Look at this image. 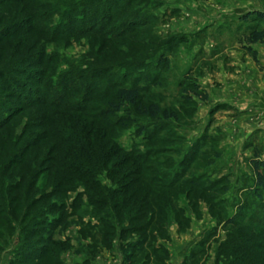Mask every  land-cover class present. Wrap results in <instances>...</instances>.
Instances as JSON below:
<instances>
[{
    "label": "rangeland",
    "instance_id": "rangeland-1",
    "mask_svg": "<svg viewBox=\"0 0 264 264\" xmlns=\"http://www.w3.org/2000/svg\"><path fill=\"white\" fill-rule=\"evenodd\" d=\"M86 1L80 11L76 10L78 18L75 12L65 22L61 17L64 6L76 8L77 0H50L56 15L47 26L55 27V36L23 35L25 26H20L23 28L17 35L0 41V66L13 49L17 55L27 52L35 57L42 50L45 58L50 56L52 72L73 70L83 75L88 89L98 94L90 103L97 109L108 108L114 88L134 86L139 90L141 107L156 103L161 111L166 110L170 118L161 114L152 118L139 113L136 106L109 115L106 119L112 122L108 128L112 141L108 147L115 140L125 150L133 147L135 155L147 160L153 175L179 183L170 191L177 195L159 219L163 221L152 227L162 225L169 233L166 244L170 264H183L186 256V264H191L190 251L201 249L200 241L216 229L215 238H210L195 257L196 264H215L217 243L228 231L264 229V192L254 190L249 162L254 149L264 153V42L251 44L257 63L246 50V36L264 21L244 18L253 10L264 11V0ZM26 17L20 3H0V27L25 24ZM21 66L38 67L26 63ZM61 115L65 123L73 119L72 113ZM28 117L29 111H25L1 130L0 264H104L114 259L115 252L123 260L117 240L112 241L111 248L98 243L104 229L93 226L96 220L92 206L71 209L73 197L82 188L67 190L28 208V201L50 185L51 178L46 174L51 173L53 164L46 160L39 166V162L49 156L44 151L52 141L42 143L39 155H34V149L28 150L23 163L28 168L19 172L20 165L13 164L17 176L6 174L2 179L1 173H8L3 165L16 161L31 130L20 139ZM113 150L108 164L101 168L105 185L112 184L120 174L126 173L127 180L131 179L132 169L138 167V163L132 165L127 154ZM115 162L122 163L118 176L112 175L117 171ZM40 167L45 172L37 177L27 201L23 193L15 202L3 201L9 183L21 180V175L29 180L33 169ZM26 181L23 179L22 184ZM204 187L206 190H202ZM190 189L191 196L186 197ZM193 194L201 196L193 200ZM80 199L86 202L84 195ZM55 201L63 202L64 208L46 211ZM234 216L235 225L228 222ZM91 225L93 229L86 230ZM127 236L134 237V233ZM27 242L49 247L54 256L41 258L38 263L35 256L26 259L30 251ZM142 258L143 254L137 256L133 264H139ZM223 262L220 258L218 264Z\"/></svg>",
    "mask_w": 264,
    "mask_h": 264
},
{
    "label": "trees",
    "instance_id": "trees-1",
    "mask_svg": "<svg viewBox=\"0 0 264 264\" xmlns=\"http://www.w3.org/2000/svg\"><path fill=\"white\" fill-rule=\"evenodd\" d=\"M14 2L20 3L26 11L25 24L15 23L0 27V41L17 35L23 28L20 26H25L21 31L23 35L49 33L50 39L55 36V27L47 26L52 23V16L56 15L55 10L49 5L50 0H0V3ZM77 2L76 8L75 6H64L65 10L61 13V17L65 22L72 18V13H75L77 9L80 11V8L88 1L77 0ZM46 7L49 9L43 10ZM79 11L75 13L77 18ZM250 17L264 21V11L253 10L247 13L244 18ZM246 40L248 42L246 50L250 52L257 63L256 51L251 47V44L264 42V25L251 29ZM15 51L16 49H13L14 55L11 52L4 58L0 66V136L3 137L1 130L13 118L25 111H29V117L24 124L20 139L27 134L28 129L39 128L40 131L38 133L31 132V130V133L28 132V137L23 140V145L16 155V161H9L3 165L8 173H3V171L2 179L6 174L12 177L17 176V172H13V164L20 165L19 172L21 169L26 170L28 165L26 162L23 163L28 150L34 149L36 150L34 155H39L37 152L40 150L39 147L43 146L42 143L52 141L49 148L44 151L49 156L39 157V166L46 160L53 164L50 167L52 168L51 173L46 174L51 178L50 185L46 191L43 189L28 201V208L34 203L48 200V198L59 193L62 194L67 190L82 188L73 197L70 207L72 210L83 209L86 206L93 207L92 214L96 220L93 226L104 229L101 233L103 239L100 238V242H98L100 245L111 248L114 245L112 241L117 240L116 246L123 253V264H133V259L141 254H143V258L139 264H170V253L166 244L170 238L169 233L162 225L155 227L156 229L152 227L155 226V223L163 221L159 219H162L172 204L171 200L177 195L170 191L176 185L178 187L179 183L163 181L164 176L153 175L152 167L146 163V159L141 158V155L134 154L133 147L125 150L123 147H119L115 140L109 148L112 136L108 128L112 127V122L107 121L106 118L120 112L122 108L127 110L134 106L139 110V113L152 118L160 114L164 118H170L171 115L166 110L161 111L156 103H149L141 107L138 100L139 90L134 86L114 88L112 99L107 103L108 108L103 111L97 109L90 103L98 98V94L93 95V92L88 89V84L84 83L83 75L73 70L66 73L52 72L54 67L51 65L50 56L45 58L42 50L36 57L29 56L25 52L26 50L22 55H17ZM23 63L34 64L38 67L27 69L21 66ZM25 76L28 80L24 79ZM33 84L36 87H33ZM12 100H17V102L14 103ZM91 109L98 111L96 110L94 113V111L91 112ZM63 113H72V121L67 120L65 123L64 117L61 115ZM101 114L105 116L98 118ZM88 119L94 121L89 122ZM102 121H104V125ZM113 148L115 151L127 154L128 158L132 160V165L138 163V167L132 169L133 177L127 180L126 173L119 175L118 172V166L122 163H113L117 171L111 174L119 176L112 184L105 185L102 184L100 178L102 176L101 168L108 164L109 157L114 152ZM249 162L254 174V190L264 192V153L262 155L259 149H254ZM41 168L33 169V171L32 169L28 170V172L32 171L29 180L25 175H21V180L9 183L7 189H4L7 195L4 196L3 201L7 199L8 202H15L21 198L22 193L23 198L27 201L30 198L31 189L36 185L37 177L45 172ZM23 179H27L25 185L22 184ZM13 185L15 187H12ZM204 189L206 190V187L202 190ZM11 192H14L12 196H10ZM191 192V189L188 190L185 196H191ZM201 194L204 195V193ZM201 194H193L192 199H198ZM83 195L86 198L84 203L80 199ZM63 208V202L55 201L49 204L46 211L62 210ZM188 208L190 209V207ZM235 217L228 219V222L235 225ZM144 218H146L144 221H140ZM91 229H93L92 225L86 230ZM131 232L134 233V237L127 238L128 233ZM216 235L217 231L214 229L208 233L206 240L200 241V244L203 246ZM107 239L108 242H105L104 240ZM48 240L53 242L51 239ZM27 243L31 252L27 251L26 259H32L35 256L36 263H38L41 258L54 256L47 246L36 247L34 243ZM202 246L201 249L190 251L188 258L190 257L191 264H196L195 257L203 252ZM128 249L130 251H127ZM215 255V264L219 263L220 258H224V264H264V229L228 231L225 239L217 243ZM184 260L187 262V256ZM60 262L62 263L61 260H59ZM88 262L86 261L87 264ZM12 264L16 263L13 261Z\"/></svg>",
    "mask_w": 264,
    "mask_h": 264
},
{
    "label": "crops",
    "instance_id": "crops-1",
    "mask_svg": "<svg viewBox=\"0 0 264 264\" xmlns=\"http://www.w3.org/2000/svg\"><path fill=\"white\" fill-rule=\"evenodd\" d=\"M188 245V244H187ZM187 245H185V247H187ZM104 264H123L122 260H121V256L120 253L115 252V256L114 259H108L107 262L105 261ZM172 264V263H171Z\"/></svg>",
    "mask_w": 264,
    "mask_h": 264
}]
</instances>
